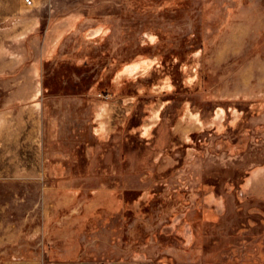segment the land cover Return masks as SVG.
I'll return each mask as SVG.
<instances>
[{"label": "rangeland", "instance_id": "1", "mask_svg": "<svg viewBox=\"0 0 264 264\" xmlns=\"http://www.w3.org/2000/svg\"><path fill=\"white\" fill-rule=\"evenodd\" d=\"M51 11L0 94V260L264 264V0Z\"/></svg>", "mask_w": 264, "mask_h": 264}, {"label": "crops", "instance_id": "2", "mask_svg": "<svg viewBox=\"0 0 264 264\" xmlns=\"http://www.w3.org/2000/svg\"><path fill=\"white\" fill-rule=\"evenodd\" d=\"M47 0H33V6L25 9L22 0H0V94L2 93L5 85H20V77H12V82L6 79V75L14 74L15 70L20 66V47L21 39L32 34L36 31L38 23L42 20L48 19L49 21L76 22L80 18L65 14L63 18L54 17L52 11L42 14L41 10L46 5ZM59 31V30H57ZM58 34V33H57ZM57 34L51 33V38L57 37ZM52 45V42H50ZM10 77V76H9ZM16 79V81H15ZM33 86V94L35 95L36 87L38 85L37 77H33L28 81ZM15 93V90H13ZM20 90L16 95L20 96ZM14 94V96H16ZM19 98V97H17ZM18 100V99H17ZM254 178L257 181L264 182V163L263 166L258 167L254 172ZM258 196H264L260 193L261 189H257ZM4 259L0 260V264H4ZM14 264V262H12ZM46 264H55L48 262ZM56 264H147L138 260H114L110 262H101L90 259H72Z\"/></svg>", "mask_w": 264, "mask_h": 264}, {"label": "built area", "instance_id": "3", "mask_svg": "<svg viewBox=\"0 0 264 264\" xmlns=\"http://www.w3.org/2000/svg\"><path fill=\"white\" fill-rule=\"evenodd\" d=\"M25 4L28 6H33V0H24Z\"/></svg>", "mask_w": 264, "mask_h": 264}]
</instances>
